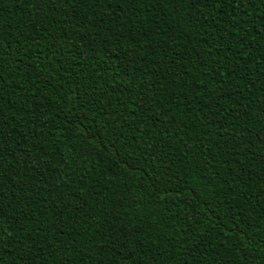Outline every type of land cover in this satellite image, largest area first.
Segmentation results:
<instances>
[{
	"label": "trees",
	"instance_id": "trees-1",
	"mask_svg": "<svg viewBox=\"0 0 264 264\" xmlns=\"http://www.w3.org/2000/svg\"><path fill=\"white\" fill-rule=\"evenodd\" d=\"M114 7L102 10L101 23L91 4L76 9L75 20L67 18V3L37 19L31 6L0 0V30L9 39L50 45L43 83L33 84L35 64L25 68L27 58L18 64L22 72L11 64L4 69L0 209L11 250L0 254L2 264H242V258L264 264V247L253 248L241 235L244 226L234 227L235 213L226 217L221 207L230 201L241 218L264 230V203L257 205L264 202V134L257 135L264 127V0L212 7L131 0L123 10ZM102 41L137 83L166 89L154 96L151 113L121 111L127 97L110 91L119 81L109 80L107 91L97 85L100 103L111 104L108 116L96 111L100 103L89 112L87 99H69L77 72L85 73L83 92L92 65L105 67L103 57L68 76L57 71L51 52L71 49L61 60L75 64L92 55L89 42L100 49ZM31 55L25 47L14 58ZM106 121L120 131L97 135ZM126 140L130 146L122 147ZM138 146L151 147L148 159L159 156L171 176L164 187L172 194L187 189V200L152 186V168L137 167L143 161Z\"/></svg>",
	"mask_w": 264,
	"mask_h": 264
},
{
	"label": "snow or ice",
	"instance_id": "snow-or-ice-1",
	"mask_svg": "<svg viewBox=\"0 0 264 264\" xmlns=\"http://www.w3.org/2000/svg\"><path fill=\"white\" fill-rule=\"evenodd\" d=\"M16 2L31 6V8L33 9L32 16L36 17L37 19L40 18L42 13L44 14V18H46L48 13L57 11L59 8L63 7L65 3H67L68 7L72 10V15L70 17H67L69 20H75L77 18L76 9L87 7L89 4H91V6L97 10L95 14L101 16L100 22L102 23L103 16L101 12L103 9L115 11V5L116 7H119L120 10H123V5L125 3L131 2V0H16ZM135 2L143 3L144 0H135ZM156 2H162V0H156ZM167 2L173 3L177 2V0H167ZM179 2L186 3L188 6L193 7L201 4L207 7H212L216 4H223L224 0H179ZM250 2H252V0H227V3L229 5H244ZM199 11H203V7H201ZM211 14L212 13H209V15ZM180 20L185 23V25H187L188 21H185L182 15L180 16ZM196 22H199V16H197ZM29 26L30 24L26 23L25 27ZM66 35L67 33H62L61 39H63ZM14 44L18 45V48H14ZM102 44V48L96 49L93 48L92 44L89 42L86 48L88 50H91L92 55L87 57H78L77 63L75 64H66L65 61L61 60V57H64L66 60L67 57L72 55L71 49L65 51L63 48H60L57 51L51 52L52 62H56L58 65L57 71L68 76L73 75L70 69H83L84 65L87 64L90 60L100 59V57H103V59H100V63L105 64V67L101 70L99 64L94 63L92 65L93 71H90L86 74L87 77L90 78L89 85L85 86L83 92H81L79 88V79L81 76H85V73L83 71L77 72L76 83L78 86L71 90L69 99L72 100L73 103H75L76 97H79L81 101L87 99L89 101L88 111L93 112V108L98 103H100V99L96 95V93L100 90L97 85L103 83L107 91L109 80L119 81V87L111 88L110 91L111 94H115L117 91H119L121 96L127 97L124 109H122L121 111L130 108V115H134L137 111L151 113V105L153 104L154 96L157 94V92H164L166 91V89H164L163 87L157 88L155 86V81H153L152 83H147L146 81L141 80L139 83H137L135 77L129 73L127 65L121 66L120 64L115 63V61L120 59L119 54H117L115 57L111 54H108L107 48L109 46L104 41H102ZM25 47L29 49L32 55L30 57L15 56L14 58V54L17 51H23ZM44 49L50 50V45L48 42H42L40 40L34 39L31 44L26 46L16 39H9V34L4 32L3 30H0V103L7 99L3 96L4 85L8 80V78L4 74V69L7 64H11L13 70L22 72L24 70L19 69L18 64L22 59L27 58L28 64L25 65V68L31 67L33 64H35L34 71L36 72V76L32 78L33 84L35 85L37 79H40L41 83L47 80L48 77L46 74L42 78L40 76V73H46L43 60V57L46 56ZM139 51H142V49H137V54L139 53ZM131 63L132 61H129V64ZM132 71L135 72V69H133ZM168 91L169 94H171L170 90ZM65 102L67 103V101ZM8 103H11V101H8ZM81 106H83V104H81ZM110 107L111 104L103 105L102 103H100V107L97 108L96 111L103 113L105 116H108L107 108ZM72 110L76 111L75 108H72ZM260 115L264 116V110H262ZM116 116L117 122H119L120 113L117 112ZM87 119V115L82 116L81 124H83V121ZM123 123L126 124L127 121H124ZM127 126L131 127L132 125L129 124ZM106 130L111 132L113 135H116L120 131V129L114 127L111 122L106 121L102 126L98 128L97 135H99L100 132H104ZM162 134L163 133H161V135ZM261 134H264V127L261 128L260 133H258L257 135L259 136ZM118 139L125 140V137H123V135H120ZM253 139H256V137H253ZM237 140L243 142L244 137H237ZM130 142V140H126L122 147H129ZM5 143L6 138L4 137L2 123H0V161H2L4 152L6 151L3 147ZM247 143L251 144L252 141L248 140ZM261 143H264V137L261 138ZM136 150L140 151L143 155V161L142 163L140 161H137V167H143L144 165H147L148 167L152 168V175L156 177V179L153 181V187H155L156 185H160V187L163 189L162 195H172L173 200L179 199L181 202H183L184 200L188 199V197L184 196V192L187 191V189H182L179 192L172 194L171 187H164L165 184H171V176L169 175V170H166L163 167V163L162 161H160L159 156H155L152 160L148 159V154L152 150L151 147L145 150L143 146H138ZM165 155H167V153H165ZM157 164H159L160 167H156ZM25 166L27 167L28 165L25 164ZM3 167V163L0 162V169H3ZM32 167L34 168L35 166L33 165ZM2 179L3 176L2 174H0V180ZM0 187H2V185H0ZM3 198V193L0 192V204H2ZM262 203L264 202L257 201V205H260ZM221 207H225L226 217L228 215V210H231V212L235 213L234 218L238 221V225H234V227H238L239 225L244 226L241 229V235L247 237V242H250L253 248L259 251L261 247H264V230H258L250 220L241 218L240 214L236 213V210L232 206L230 201L227 205L221 202ZM210 211L213 215H215V209H210ZM4 222L5 220L3 217V212L2 209H0V254L4 252L5 248H8L9 252L11 250V233L4 227ZM257 231H259V235H257ZM184 234L191 235V228H185ZM195 250L196 249H193L192 251ZM0 264H2V255H0ZM13 264H15V262H13ZM177 264H181V262L177 261ZM183 264H187V261L183 262Z\"/></svg>",
	"mask_w": 264,
	"mask_h": 264
}]
</instances>
